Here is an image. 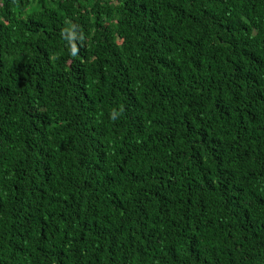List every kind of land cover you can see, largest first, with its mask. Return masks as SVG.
<instances>
[{"label":"trees","instance_id":"1","mask_svg":"<svg viewBox=\"0 0 264 264\" xmlns=\"http://www.w3.org/2000/svg\"><path fill=\"white\" fill-rule=\"evenodd\" d=\"M0 264H264V0H0Z\"/></svg>","mask_w":264,"mask_h":264}]
</instances>
